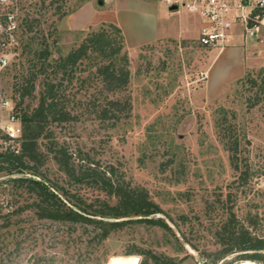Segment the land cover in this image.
<instances>
[{"label":"rangeland","instance_id":"obj_1","mask_svg":"<svg viewBox=\"0 0 264 264\" xmlns=\"http://www.w3.org/2000/svg\"><path fill=\"white\" fill-rule=\"evenodd\" d=\"M20 2L27 9L20 14L38 19L25 41L44 34L51 45V58L67 55L88 32L109 21H118L128 37L130 81L114 96L131 97V115L116 125L98 116L95 105L101 104L107 91L90 70H83L88 64L85 60L71 82L63 81L68 108L76 117L53 123L51 136L39 141L48 153L41 171L50 182L69 186L85 198L103 196L88 181L70 182L49 148L61 145L73 155L88 154L100 168L114 166L127 181L145 187L164 210L156 216L170 229L132 223L98 245L90 228L69 227L39 219L32 210L21 211L33 197L12 180L33 175L5 172L0 175L1 264H96L99 260L108 264L113 256L130 255L138 257V264H152L151 257H146L151 255L160 264L166 260L170 264H214L212 259L221 248L215 232L231 212L240 221L254 222L253 232L264 237V101L256 103L262 94L264 31L262 41H242L240 29L236 31L233 43L244 44L245 71L221 85L217 75L230 79L238 71V55L229 56L224 49L215 60L219 50L204 48L197 39H162L135 46L137 34L148 32L156 22L161 27L173 24V12H179L171 10L165 0ZM85 5L89 10L75 17ZM74 20L77 28L72 25ZM32 58L22 48L6 77L15 94L19 95L15 87L23 82ZM61 77L59 73L57 80ZM35 84L34 95L24 100L31 108L39 102L42 76ZM231 137L241 142L239 170L232 167L225 144ZM252 252L256 251L230 254L217 264L261 263L246 257ZM258 252L264 254V250Z\"/></svg>","mask_w":264,"mask_h":264},{"label":"trees","instance_id":"obj_2","mask_svg":"<svg viewBox=\"0 0 264 264\" xmlns=\"http://www.w3.org/2000/svg\"><path fill=\"white\" fill-rule=\"evenodd\" d=\"M65 15V12L61 13L59 19ZM37 22V18L29 20L30 32L34 30ZM125 44L122 29L111 22L102 23L98 28L92 29L80 44L72 48L67 55L58 58H51V45L44 34L41 37H30L23 46V53L28 52L33 55L31 66L27 75L22 76L23 82L15 87V91L20 95L24 129L22 152L5 155L0 164V169L9 174L27 171L40 178L33 176L13 178L12 181L16 186L24 187L33 197V200L23 206L21 211L29 209L39 219L69 227L82 225L90 228L92 237L97 240L98 245L104 244L111 234L122 231L132 223H146L170 229L162 217L156 216L164 213V210L152 199L145 187L127 181L114 166L108 169L100 168L98 162L88 154L79 153V156H76L61 145H57L56 148L52 146L49 151L53 153L52 158L68 180L77 183L88 181L98 187L103 192V196L98 195L88 199L73 192L69 186L50 182L46 174L41 171L48 153L41 149L39 141L41 138L51 136L52 132L49 128L53 123L67 122L76 117V114H72L68 108L69 99L63 81L68 79L71 82L74 72L85 60L88 64L83 70H90L92 76L102 82V90L107 91L101 104L95 105L98 116L102 119H110L112 125H116L131 115V97L114 96L122 93L130 81V59ZM59 73H62V77L58 81ZM39 76H42L43 89L38 104L31 108L24 104V100L26 96L34 95L35 82ZM261 89L262 94L256 103L264 101V76ZM225 144L230 152L232 167L239 170L241 144L239 137H231ZM242 175L243 172L241 177L246 178ZM254 227V222L240 221L231 212L229 218L215 232L221 248L216 252L212 262L217 264L219 260L236 252L256 251L247 254L246 257L264 264V254L258 252L264 250V237L256 235L253 232ZM62 235L65 237V233ZM134 252L136 250L129 253ZM146 257L147 259L151 257L152 264H160L156 255ZM164 263L170 264L169 260ZM35 264L40 263L36 261ZM96 264L104 263L99 260Z\"/></svg>","mask_w":264,"mask_h":264},{"label":"built area","instance_id":"obj_3","mask_svg":"<svg viewBox=\"0 0 264 264\" xmlns=\"http://www.w3.org/2000/svg\"><path fill=\"white\" fill-rule=\"evenodd\" d=\"M197 15L202 25L197 42L204 48L222 51L240 29L242 41L263 40L264 0H165ZM20 0H0V164L7 154H20L24 129L20 95L10 90L6 77L30 33L29 15L20 14ZM5 171L0 169V175ZM3 177H0V181ZM1 183V182H0ZM3 183V182H2ZM6 204V203H5Z\"/></svg>","mask_w":264,"mask_h":264},{"label":"crops","instance_id":"obj_4","mask_svg":"<svg viewBox=\"0 0 264 264\" xmlns=\"http://www.w3.org/2000/svg\"><path fill=\"white\" fill-rule=\"evenodd\" d=\"M171 8V6H170ZM86 9L89 10L88 6L85 5L83 6L77 13H75V17L79 16L80 13L82 14L83 12L86 11ZM177 12H179L178 14H176V12L174 11V15H175V19L172 25H168V26H159V24H157V22L149 29L148 32L145 31H141L137 34L136 39H135V46L140 47L143 45H147L150 43H154L158 40H162V39H172V40H187V39H197L198 35H199V31H200V27L202 25V21L201 19L195 15L192 14L190 12H188L187 10L183 9V8H177L175 9ZM80 17V16H79ZM75 24H72L74 28H77L76 26V20L73 21ZM111 23H115L116 25H118L122 31L123 34L125 36V41L127 44L128 41V37L126 34V30L124 29V27L120 26V23L118 21H109ZM83 24V23H82ZM84 28V26H83ZM82 28V29H83ZM243 42H234L232 41V43L228 46L229 48H225L224 51H228L229 52V56H237L239 57V68L237 72H234L233 75H230V79L229 78H224V75H217V81H219V84L223 85L225 83H228L229 81L239 78L244 74L245 68L244 66L246 65V52H245V47H243ZM221 53V51H218L216 53L215 51V60L218 58L219 54ZM244 54V59L242 58ZM214 60V63H215ZM213 63V65H214ZM213 65L211 67V71L213 69ZM210 71V72H211ZM209 72V73H210ZM212 73V72H211ZM226 74V72H225ZM211 79H212V75H211Z\"/></svg>","mask_w":264,"mask_h":264},{"label":"bare ground","instance_id":"obj_5","mask_svg":"<svg viewBox=\"0 0 264 264\" xmlns=\"http://www.w3.org/2000/svg\"><path fill=\"white\" fill-rule=\"evenodd\" d=\"M108 264H138V257L135 255L130 256H113ZM238 264H262L252 261H244Z\"/></svg>","mask_w":264,"mask_h":264},{"label":"water","instance_id":"obj_6","mask_svg":"<svg viewBox=\"0 0 264 264\" xmlns=\"http://www.w3.org/2000/svg\"><path fill=\"white\" fill-rule=\"evenodd\" d=\"M171 10H175V9H177V6L176 5H174V6H171V8H170Z\"/></svg>","mask_w":264,"mask_h":264}]
</instances>
